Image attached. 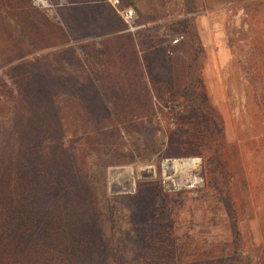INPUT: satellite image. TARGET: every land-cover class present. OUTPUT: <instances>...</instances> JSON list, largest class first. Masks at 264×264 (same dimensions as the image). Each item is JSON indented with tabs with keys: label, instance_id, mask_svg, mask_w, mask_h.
<instances>
[{
	"label": "rangeland",
	"instance_id": "obj_1",
	"mask_svg": "<svg viewBox=\"0 0 264 264\" xmlns=\"http://www.w3.org/2000/svg\"><path fill=\"white\" fill-rule=\"evenodd\" d=\"M92 1L0 0V242L66 153L122 246L156 185L180 263L264 264V0ZM7 244L3 264L88 263L56 228Z\"/></svg>",
	"mask_w": 264,
	"mask_h": 264
},
{
	"label": "trees",
	"instance_id": "obj_2",
	"mask_svg": "<svg viewBox=\"0 0 264 264\" xmlns=\"http://www.w3.org/2000/svg\"><path fill=\"white\" fill-rule=\"evenodd\" d=\"M100 4L103 5L102 0L89 3L93 20L98 19L95 15ZM64 156L66 160L59 161L54 172L48 173L46 188L42 193L39 190V196L35 193L30 197L23 192L12 199V211L3 213V223H11L14 233L1 237L0 245L5 246L0 256L10 250L7 241L17 239L28 245V241L51 237V230L56 228L62 233L63 241L72 246V254L75 249L79 256H87V264H183L178 261L177 246L172 240V230L168 229L173 228V221L171 211L166 210L170 202L166 191L151 185L148 193L133 198L136 206H143L144 213L135 218L139 225L128 231L137 235L136 239L122 246L123 243L106 234L104 217L107 215L97 205L93 180L71 157L66 153ZM7 200L8 203L11 199ZM225 204L227 208L230 206L228 200ZM29 205L31 209L25 208ZM108 224L114 233L116 222L111 219ZM234 228L237 230L236 224Z\"/></svg>",
	"mask_w": 264,
	"mask_h": 264
},
{
	"label": "built area",
	"instance_id": "obj_3",
	"mask_svg": "<svg viewBox=\"0 0 264 264\" xmlns=\"http://www.w3.org/2000/svg\"><path fill=\"white\" fill-rule=\"evenodd\" d=\"M118 1L116 0V3H117ZM132 11H126V13H125V15H124V17L126 18V19H130L131 17H132Z\"/></svg>",
	"mask_w": 264,
	"mask_h": 264
}]
</instances>
